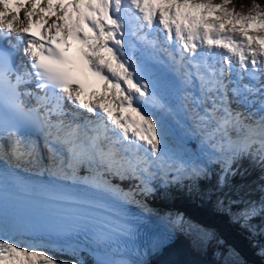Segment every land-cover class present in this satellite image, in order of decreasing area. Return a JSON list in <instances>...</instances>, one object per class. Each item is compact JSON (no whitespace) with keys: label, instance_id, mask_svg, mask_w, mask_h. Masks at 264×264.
<instances>
[{"label":"snow or ice","instance_id":"6c2138e0","mask_svg":"<svg viewBox=\"0 0 264 264\" xmlns=\"http://www.w3.org/2000/svg\"><path fill=\"white\" fill-rule=\"evenodd\" d=\"M71 2L77 13L74 25L50 24L47 35L42 32L37 38L23 26L24 21L33 22L34 8L16 0L15 11L10 12L9 0H0V40L11 41L14 33L18 43L12 48L25 43L23 51L30 61L16 67L11 54L0 49V137L10 139L4 155L18 160L35 157L36 146L21 131L26 125L45 135L52 158L61 166H94L97 171L135 179L144 193L152 191L154 168H175L190 177L206 175V166L189 168L176 162L167 152L162 126L142 106L165 107L130 54L142 46L165 52L172 48L169 59L182 73L183 82L198 85L196 104L202 112L196 113V120L218 154L209 159L221 163V182L228 173L235 174L232 165L238 159L252 156L264 165V7L256 0L247 12L236 11L231 0L218 4L213 0H87L86 12H81L82 0ZM209 13L213 19L205 18ZM81 20L90 35L81 28ZM14 22L21 26L15 27ZM69 35L84 46L79 55L104 81V90H115L114 101L136 118L115 115L109 105L82 99L83 89L73 75L77 65L65 56ZM101 50L111 59L101 56ZM255 213L256 208L250 207L242 215ZM13 231L14 226L0 221V264H59L43 247L16 239Z\"/></svg>","mask_w":264,"mask_h":264},{"label":"trees","instance_id":"16d2710c","mask_svg":"<svg viewBox=\"0 0 264 264\" xmlns=\"http://www.w3.org/2000/svg\"><path fill=\"white\" fill-rule=\"evenodd\" d=\"M220 2L213 0V3ZM251 2L231 0V6L238 12H247ZM256 2L264 7V0ZM209 164L207 174L200 177L182 175L169 179L170 175L160 174L154 185H150L153 191L140 195L142 201L150 210L176 218L182 226L196 231L194 234L204 242L207 259L218 263L228 258L233 264H264V211L261 210L264 204V165L252 156L238 159L232 165L235 174L228 173L221 182L220 177L224 174L221 163ZM85 167L70 170L82 175ZM101 170L109 183L121 189L133 192L140 184L138 180ZM250 207H255L256 213L245 218L242 213ZM194 238L190 234L189 240L196 245ZM43 248L59 264H90L88 260ZM212 254L218 256L217 260Z\"/></svg>","mask_w":264,"mask_h":264},{"label":"rangeland","instance_id":"374dc122","mask_svg":"<svg viewBox=\"0 0 264 264\" xmlns=\"http://www.w3.org/2000/svg\"><path fill=\"white\" fill-rule=\"evenodd\" d=\"M84 2H87V0H82L80 7L82 8L81 11L84 10L86 12L87 10L83 8ZM29 6L30 4L27 7ZM38 9L39 8L34 9V10L38 11ZM205 18L213 19L214 14L209 13ZM131 53L135 54L136 56L138 52L137 51L132 52L131 50ZM136 61L138 62V66L143 69L142 75L148 78V81L154 86L158 97L161 99V102L165 105L164 108H159L158 112L151 111L152 110L151 107H149V109H151L149 110L148 107H146L147 105L143 107L145 108L146 111L150 112L162 126L164 136H165V144L167 146V152L176 160L178 164L183 163L184 165H187L189 168L194 165H203V166H206V168L207 166H210L209 163H212L210 162V159H209L210 156H215L218 154L214 152L210 143L206 142L205 137L194 136L193 133L188 130L185 120L179 117V113H180L179 105L180 104L178 105L179 107L178 109L177 103H179L178 96H180L179 94L181 91H179L176 87L172 86V81L165 78L160 73V71H156L152 68L146 69L145 67H143L142 59L140 58V56L136 57ZM94 102L99 103L98 101H94ZM187 103H188L187 104L188 107L191 108L192 111L199 110V108L195 107V105L192 104L191 101H187ZM118 107L119 109H121L119 105ZM125 110L126 111L128 110V111L126 112ZM165 110H167L166 112H168L169 114L168 118H164V116H162L161 114L163 112L165 113ZM121 112L122 113L119 114L118 116L122 115V116H131L132 118H136V114L131 112L130 109H127V108L121 109ZM34 145H36L35 157L33 159H21L20 161L24 162L26 165H30L34 163L37 165L38 168H43L44 166H47L48 164H53L59 161V160H54L52 158L49 152V148H47L46 145H43L41 147H38L37 144H34ZM64 158L66 159V154ZM92 171H97L94 166L92 167V169L90 168L87 170L88 176H85V175L79 176L78 181L93 180L94 178H96V177H92L91 175ZM153 171L156 174L154 175V177H152L153 180L150 181V185H154L153 183L156 182L155 180L160 174L171 173L172 176L168 177L169 179H176L178 176L187 175L186 173H177L175 168L165 169L163 171L157 168H154ZM61 173H63L66 176L71 173V170L67 169L65 171H62ZM141 187L142 185L139 184V186L134 192L137 193V195L143 194L144 196L145 193L140 191ZM163 216L165 218H170L168 217L167 214H163ZM170 222L176 228L177 233H179L180 235L186 236L187 239L188 238L190 239V234H193L195 237L194 242H196L197 244L194 245L193 242L188 240L189 242H191L190 245L192 246L195 252L205 255L204 242L200 240L197 235L194 234V233H197L196 231H192L189 228L182 226L179 220L176 218H170ZM23 243L37 244L42 247H49L57 251L63 252L65 256H72V257L75 256L83 260H88L90 264H134L127 260H113L105 256L104 257L95 256L89 251H87L86 249L81 248V247H74V246L59 247V246H52V245H47V244H43L39 242H25V241ZM212 256L215 260H217L218 258L217 255L212 254ZM220 263L233 264L232 261L228 260V258L222 259Z\"/></svg>","mask_w":264,"mask_h":264},{"label":"bare ground","instance_id":"6f19581e","mask_svg":"<svg viewBox=\"0 0 264 264\" xmlns=\"http://www.w3.org/2000/svg\"><path fill=\"white\" fill-rule=\"evenodd\" d=\"M28 8H33V6H29ZM81 12H85V11L82 10ZM24 14H25L24 13V9L21 8L20 9V16H21V18H23ZM57 14H59L62 17V19L59 20V21L57 20ZM68 17H71V19H68ZM76 19H77V13L73 11L72 4H68V3H65V2H60V3L58 2L54 6H51L50 7V10H49V13L45 17H42L40 15L39 11L37 12V10L35 11V15L32 17V20H37L39 22H43L44 23L43 31H45L48 28V25H50V24H53V23H60V24L68 23V24H70L72 21H76ZM26 24H28V22L27 21H24L23 26H25ZM14 26L15 27H20L21 26L20 25V22H14ZM81 27L83 28V30H84L85 33H88L89 35L91 34L88 31V25L85 24L83 22V20H81ZM12 34H14V33H12ZM127 41L125 43V46L126 47H127ZM24 47H26V44H23L22 48H24ZM136 51L138 53H140L139 47H138V49L132 50V52H136ZM138 53L135 56V54H132L130 52V54L133 55L135 59L138 56ZM100 55L103 56V57H105L106 59H111V57L109 56V54L106 53V52H104L103 50L100 51ZM112 63H113V67H115L114 61H112ZM114 91L115 90L105 91L104 90V87H103L100 90V92H98V93H91L90 97L88 99H84V100L86 102H88L89 100H91L92 102L98 101L99 103L109 105L112 109H114V114L115 115H119L122 112H121V109H119V107H118V103H116L114 101V99L112 98ZM145 105L151 107L152 110L158 112V107L157 106H153L152 104H145ZM179 107L180 108L181 107L183 108L184 107V104L183 103L180 104ZM83 111H85V110H83ZM103 115L104 114H102V116ZM121 117H123V116L121 115ZM96 179H97V177L94 178L93 180L78 181V182H76V184L77 185H86V186L91 187V188H97V187H99V188H105L106 187V184H105L104 180H96ZM172 227H173V225H172ZM176 237H177L178 240H182L184 243H188L190 245V242L188 241L189 239H187L186 236H184V235H178V233H177L176 234ZM137 264H140V263H137ZM144 264H150V263H144Z\"/></svg>","mask_w":264,"mask_h":264},{"label":"water","instance_id":"95a60500","mask_svg":"<svg viewBox=\"0 0 264 264\" xmlns=\"http://www.w3.org/2000/svg\"><path fill=\"white\" fill-rule=\"evenodd\" d=\"M150 264H221L197 253L182 240L173 241Z\"/></svg>","mask_w":264,"mask_h":264}]
</instances>
